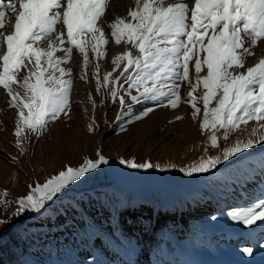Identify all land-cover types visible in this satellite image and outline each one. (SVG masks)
<instances>
[{
    "label": "rangeland",
    "instance_id": "rangeland-1",
    "mask_svg": "<svg viewBox=\"0 0 264 264\" xmlns=\"http://www.w3.org/2000/svg\"><path fill=\"white\" fill-rule=\"evenodd\" d=\"M111 45L107 58L99 60L101 80L113 71ZM255 51L246 67L260 59L264 47ZM95 62L93 55L86 81L80 79L82 60L69 65L74 80L71 110L39 136L28 131L22 138L15 135L16 110L0 92V194L8 193L0 195V219L11 222L0 226V240L18 233L16 247L26 264H264V222L249 227L231 218L234 210L264 198V143L209 172L186 176L179 170L202 157L221 156L237 140L246 141L255 122L213 147L211 130L201 131V120L192 118L187 103L176 109L158 101L133 104L122 91V109L110 95L112 85L97 90ZM118 75L119 70L113 71V78ZM186 89L185 84L182 96ZM183 108V119L177 120ZM148 109L152 111L136 119ZM97 151L108 164L87 173L40 212L16 216L18 200L31 187L69 166L79 167L86 158L97 159ZM121 158L176 167L131 169L119 163Z\"/></svg>",
    "mask_w": 264,
    "mask_h": 264
},
{
    "label": "snow or ice",
    "instance_id": "snow-or-ice-1",
    "mask_svg": "<svg viewBox=\"0 0 264 264\" xmlns=\"http://www.w3.org/2000/svg\"><path fill=\"white\" fill-rule=\"evenodd\" d=\"M124 6L123 0H0V92L16 110L18 138L26 131L42 135L51 121L70 112L74 80L68 65L75 54L82 60L80 79L85 81L94 55L97 90L112 85L110 95L122 109L125 95L133 104L158 101L176 109L187 103L192 118L201 120V131L211 130L213 147L255 122L246 141L237 140L221 156L202 157L180 168L186 176L209 172L264 143V54L246 67L255 50L264 47V0H132L126 16L116 14ZM110 43L123 46L110 60L119 75L113 78L108 71L101 80L99 60L107 58ZM127 107L130 112L131 104ZM96 156L30 186L31 192L18 200L16 216L26 210L40 212L70 185L109 163L100 151ZM119 163L143 170L176 167L123 158ZM231 218L249 227L264 222V198L234 210ZM10 223L0 219V226ZM244 251L252 255L251 248Z\"/></svg>",
    "mask_w": 264,
    "mask_h": 264
},
{
    "label": "trees",
    "instance_id": "trees-1",
    "mask_svg": "<svg viewBox=\"0 0 264 264\" xmlns=\"http://www.w3.org/2000/svg\"><path fill=\"white\" fill-rule=\"evenodd\" d=\"M20 235L14 231L10 232L4 240H0V264H26L16 244Z\"/></svg>",
    "mask_w": 264,
    "mask_h": 264
},
{
    "label": "bare ground",
    "instance_id": "bare-ground-1",
    "mask_svg": "<svg viewBox=\"0 0 264 264\" xmlns=\"http://www.w3.org/2000/svg\"><path fill=\"white\" fill-rule=\"evenodd\" d=\"M123 4L125 5L124 7H120L119 8V10H118V12L116 13V14H118V15H121V16H126L127 15V6H129V5H132V0H123ZM106 30V32L108 31V29L106 28L105 29ZM121 51H123V46H121V47H117L114 43H112V45H111V51H110V55H109V66H111V64H110V60H111V58L115 55V54H118L119 52H121ZM77 56L74 54V56H73V62L71 63V64H77L78 62H80L81 60H79V61H77ZM71 64H69V65H71ZM68 65V66H69ZM186 108V107H185ZM184 108L183 109H181V110H178V113H176V115H180V114H182L183 112H184ZM186 112V111H185ZM175 115V116H176ZM175 127V126H174ZM172 133L169 135V136H167L166 137V139H171L172 137ZM108 143V141L107 140H104L103 142H102V144L103 145H106Z\"/></svg>",
    "mask_w": 264,
    "mask_h": 264
}]
</instances>
